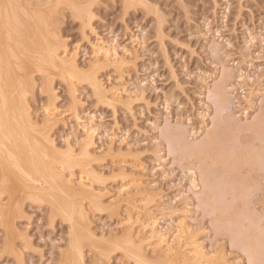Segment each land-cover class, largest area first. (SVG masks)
<instances>
[{
    "label": "rangeland",
    "instance_id": "1",
    "mask_svg": "<svg viewBox=\"0 0 264 264\" xmlns=\"http://www.w3.org/2000/svg\"><path fill=\"white\" fill-rule=\"evenodd\" d=\"M4 3L50 44L10 98L76 193L84 264H264V0ZM1 166L0 264H66L70 222Z\"/></svg>",
    "mask_w": 264,
    "mask_h": 264
},
{
    "label": "bare ground",
    "instance_id": "2",
    "mask_svg": "<svg viewBox=\"0 0 264 264\" xmlns=\"http://www.w3.org/2000/svg\"><path fill=\"white\" fill-rule=\"evenodd\" d=\"M32 1H34V0H32ZM2 2H3V0H2ZM8 2H10V1H8ZM5 3L0 4V165H2L1 166V167H3L2 169L5 168L9 171H14V170L18 171L19 178L17 176L16 179L22 180V182L21 181L20 182L23 183L25 186L30 187V191L34 190L37 194L39 193L41 196L43 195L44 197L46 196V194L50 195V197H51L50 203L53 206V211H55L56 213L62 215L64 218H66L70 222L71 227H72L71 249L73 251H72V254L66 258V264H84V261H82L83 258H82L80 247L82 246L83 242L87 239V237H89V233L86 234L87 229H84V224H83V228H82V226L76 221V217L79 216V215L76 216L77 203H75V200H74L76 193H75V191H73L72 187L70 186L71 184L70 185L67 184V183H70V182H68L69 180L67 181L66 185L62 184V182L65 179L63 178L64 180L61 182L59 177L57 176L58 174H56L53 171L54 169H52V166L50 164V160L52 161V158L51 159L48 158L49 153L45 154L42 151L44 149V148L43 149L41 148V143H43V141L41 139H39V137L37 136L38 134L36 133L34 128L32 126H30L31 125L30 123H28L30 120L27 121L28 120V119H26L27 115L24 116V114L22 113V111L24 109L21 108L22 109L21 110L18 106L17 101L14 98H10L11 94L14 95L13 92H16L18 95V92H21L23 90V89L20 90L21 86L18 83L19 80L16 81L17 77L15 75V74H18V75L20 74L19 70L21 69V67L24 68V66H22V65L25 63H23V62L24 61L26 62L27 60H29V59L31 60V58L36 57L38 53H41V50H42V52L48 51L50 44H48V42H47V45H49L48 48L45 45V43H43V44L46 47L40 46V44H42L41 43L42 39L40 40V32L42 30L40 28H37L39 25L36 26V23H37L36 18L37 17L33 18L30 15L31 17L28 16V18L26 17L27 19H24L22 17V15L21 16L19 14L17 15L16 10L14 8H11L12 6L9 7L8 6L9 4H5ZM15 3H17V2H15ZM34 3H37V2H34ZM26 5H28V4H26ZM30 5H32V4H30ZM33 5H35V4H33ZM37 6H38V4H37ZM16 8H18V6ZM19 8L21 9V7H19ZM32 8L34 9V7H32ZM28 10H29V8H28ZM23 11H25V10H23ZM33 11H31L32 14H34ZM20 12L22 13V11H20ZM37 13H39V12H37ZM23 14H24V12H23ZM35 14H34V16H35ZM48 23L49 22H47V25H49ZM38 24H39V21H38ZM46 28H45V30H46ZM42 35H45V34H42ZM45 40H47V39H45ZM43 44H42V46H44ZM50 55H51V53H50ZM106 57H108V55L105 56V58ZM107 59L108 58H106V60ZM47 60H49L48 57H47ZM31 61L33 62L32 65L36 64V63H34L33 60H31ZM38 62H40V61H38ZM58 62H59V59H58ZM29 64H30V62H29ZM43 64H45V63H43ZM30 65H29V67H32ZM58 65L59 64H57V66ZM46 66H48V65L46 64ZM66 66L70 67L68 65V62H67ZM29 67H28V69H29ZM49 67H53V66H49ZM64 67H65V65H64ZM64 67H63V70H64ZM32 68H34V66ZM70 69H72V68L70 67ZM74 69H76V68H74ZM16 70H18V73H16ZM42 71H43V69H42ZM69 71H75V70H69ZM59 72H61V71L59 70ZM28 73L30 74L29 71H28ZM72 73H74V72H72ZM23 75H21V76H23ZM26 75H24V76H26ZM25 82H27V81H25ZM24 85H25V83H24ZM24 85L22 84V86H24ZM91 85L93 86V84H91ZM100 86H101V84H100ZM93 89L95 90V88H93ZM99 92L100 91L98 90V92H97V89H96V93L99 94ZM114 93H113V95H114ZM102 94L101 95L99 94L98 96L102 97L105 93L103 95ZM12 97H14V96H12ZM20 97H22V95ZM103 98H105V96ZM19 99L22 100L21 98H19ZM27 111H29V110H27ZM27 111H25V113ZM39 134L41 135V133H39ZM45 143H47V142H45ZM51 143H52V141H51ZM48 145H50V144H48ZM51 146L52 145H50V147ZM45 150H48V149L46 148ZM54 160L57 161V159H54ZM62 161L63 162L65 161L67 164L70 163V162L68 163L66 161V159L65 160L62 159ZM70 164L73 165V162ZM16 173L17 172H15V174ZM59 174H60V172H59ZM63 183H65V181ZM5 186H7V185H5ZM8 186H9V184H8ZM36 186H41V187L38 188ZM34 195H36V194L34 193ZM32 196H33V194H32ZM34 197H38V196L36 195ZM72 198L74 201L73 200L71 201ZM86 218H87V216H86ZM88 227H89V224H88ZM90 231H91V229H90ZM91 234H93V233H91ZM93 237H94V235H93ZM127 244H129V243H127ZM135 244H136V242H135ZM127 248H130V246ZM99 249H101V248H99ZM98 251L100 252V250H98ZM102 251H105V249H103ZM127 252H129V251H127ZM137 252H139V251H137ZM130 253H132V252H130ZM130 253H126V254H130ZM134 255H135L134 258H136V254H134ZM137 255L138 256L141 255V252H140V254L137 253ZM201 255L203 256V254H201ZM130 256H131V254H130ZM141 257H144V256L141 255ZM139 258H140V256H139ZM99 259H98V261H99ZM137 260H139V262H141L143 260V258H142V260L140 258V259H136L135 261H137ZM103 262H105V261H103ZM96 263H99V262H96Z\"/></svg>",
    "mask_w": 264,
    "mask_h": 264
}]
</instances>
